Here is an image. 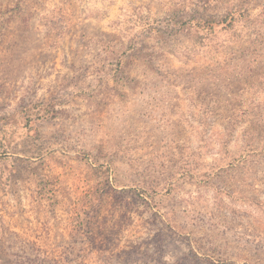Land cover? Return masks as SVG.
Listing matches in <instances>:
<instances>
[{
    "label": "rangeland",
    "instance_id": "obj_1",
    "mask_svg": "<svg viewBox=\"0 0 264 264\" xmlns=\"http://www.w3.org/2000/svg\"><path fill=\"white\" fill-rule=\"evenodd\" d=\"M0 264H264V0H0Z\"/></svg>",
    "mask_w": 264,
    "mask_h": 264
}]
</instances>
